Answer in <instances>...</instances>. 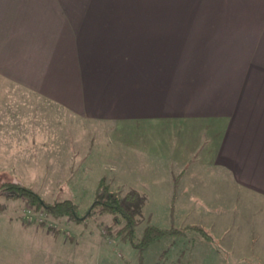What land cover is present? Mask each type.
<instances>
[{
    "label": "crops",
    "instance_id": "1",
    "mask_svg": "<svg viewBox=\"0 0 264 264\" xmlns=\"http://www.w3.org/2000/svg\"><path fill=\"white\" fill-rule=\"evenodd\" d=\"M20 97L103 124L116 176L159 194L166 226L264 202V0H0V164L36 129L10 121ZM195 251L181 264H226Z\"/></svg>",
    "mask_w": 264,
    "mask_h": 264
},
{
    "label": "rangeland",
    "instance_id": "2",
    "mask_svg": "<svg viewBox=\"0 0 264 264\" xmlns=\"http://www.w3.org/2000/svg\"><path fill=\"white\" fill-rule=\"evenodd\" d=\"M18 100V111L12 116L7 115L9 119L12 117L10 121H34L36 129L26 132V135L21 132L24 135L19 147H7L9 150L18 148L23 160L1 163L0 181L15 176L47 201L73 198L80 213L89 206L100 177L112 190L118 189L122 194L129 188H135L131 177L116 176L115 165L107 156L114 146L109 143L108 131L103 124L80 121L70 113L54 106L50 109L38 100L34 106L29 101L25 106L21 97ZM32 132L34 135L27 136ZM144 195L148 201L151 197L154 201L146 203L143 208L137 235L147 223L146 219L150 224L168 227L159 219V194L148 195L147 192ZM0 203L4 205L0 212V264L62 262L53 253L55 247L50 239L44 237L55 235L54 232L77 244V248L72 246L73 250L83 254L74 256L77 264L79 261L83 264H129V261H134L136 264V250L129 243L122 242L113 230L107 232L110 224L108 215L82 224L67 217L52 219L20 199L0 195ZM226 207V211L217 207L211 209L207 217L202 216L201 225L209 231L212 241L204 240L193 231H187L185 236L162 238L145 248V264L156 261L158 254L156 264H181L193 258L201 262L204 256L198 254L197 249L213 252V255L217 251L213 257L226 264H264V202L253 200ZM100 220L102 224H97ZM185 221L181 226H174L189 225L194 219ZM42 222L44 226L39 225ZM193 250L192 257H188Z\"/></svg>",
    "mask_w": 264,
    "mask_h": 264
},
{
    "label": "trees",
    "instance_id": "3",
    "mask_svg": "<svg viewBox=\"0 0 264 264\" xmlns=\"http://www.w3.org/2000/svg\"><path fill=\"white\" fill-rule=\"evenodd\" d=\"M0 195L25 201L35 210L45 212L46 216L52 219L67 217L76 223L85 224L88 220L97 221L102 216L108 215L110 224L107 232L110 233L113 230L122 242L129 243L139 253L161 238L185 236L187 231H193L204 240L212 241L209 231L200 224L160 227L147 222L140 234L137 235L136 228L142 220L143 207L146 202L145 195L134 188H129L123 194L118 189L112 190L104 178L99 179L91 202L83 213L79 212L78 203L73 198L66 197L47 201L15 176L1 179ZM3 209L4 205L0 203V212ZM97 224H102V221L100 220ZM39 225L44 226V222Z\"/></svg>",
    "mask_w": 264,
    "mask_h": 264
}]
</instances>
